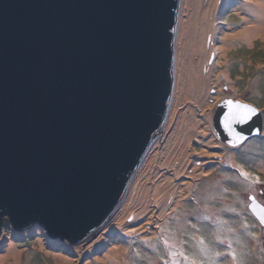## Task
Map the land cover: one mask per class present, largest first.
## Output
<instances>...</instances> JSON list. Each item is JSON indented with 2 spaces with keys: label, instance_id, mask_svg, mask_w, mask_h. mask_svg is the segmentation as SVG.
<instances>
[{
  "label": "water",
  "instance_id": "1",
  "mask_svg": "<svg viewBox=\"0 0 264 264\" xmlns=\"http://www.w3.org/2000/svg\"><path fill=\"white\" fill-rule=\"evenodd\" d=\"M181 4L0 0V227L6 215L16 230L37 222L76 245L123 206L164 133ZM229 102L257 114L230 131ZM214 128L239 146L262 135L263 113L226 100Z\"/></svg>",
  "mask_w": 264,
  "mask_h": 264
},
{
  "label": "rangeland",
  "instance_id": "2",
  "mask_svg": "<svg viewBox=\"0 0 264 264\" xmlns=\"http://www.w3.org/2000/svg\"><path fill=\"white\" fill-rule=\"evenodd\" d=\"M238 2L182 0L164 133L146 152L123 206L97 237L71 245L52 239L37 222L16 230L6 215L0 227V264L10 258L11 247L21 253L20 264H113L120 259L123 264H264V227L249 210L251 197L264 206V130L230 146L214 128L216 110L226 100L252 104L264 117V31L250 41L237 35L247 20ZM202 23L210 30L201 38L199 30L206 29ZM194 34L204 40L195 69L199 88L184 98L191 60L188 41ZM227 36L238 37L224 45ZM181 133L183 141L177 139ZM172 151L168 167L164 164ZM141 196L151 202L138 215ZM123 242L124 257L105 258Z\"/></svg>",
  "mask_w": 264,
  "mask_h": 264
},
{
  "label": "bare ground",
  "instance_id": "3",
  "mask_svg": "<svg viewBox=\"0 0 264 264\" xmlns=\"http://www.w3.org/2000/svg\"><path fill=\"white\" fill-rule=\"evenodd\" d=\"M221 8L225 9L222 6H221ZM237 9H239L241 12H243V15L247 17V20L244 23V25H246V27L245 28L243 27V29L237 34L239 37H245L247 41H250L255 36V34L261 32V31H264V0H245V1L244 0H239V2L237 4ZM251 25H253V26H251ZM203 26L206 29H204L202 32H200V30H199V35L201 36V38L204 37V35L207 33L208 30H210V26H205L204 23H202V25L200 27H203ZM195 36H198V35L194 34L191 37V39H189V41H188V45H189V48H190L189 49V53H190V56H191V60H190L189 66H188V68H189L188 69V72H189L188 73L189 84H188V89H184V91H185L183 93V97L184 98L185 97L190 98L191 97V93H193V88H199V80L196 79V74H195V73H197V70H195V69L198 68L197 56L199 55V49H201L202 42H204V40H202V42H199L198 38H196ZM237 37L236 36H227V37H225L223 39L224 45H228V43L233 42V40L235 38H237ZM222 52H224V51H222ZM194 56H196V57L194 58ZM186 79H187V76L186 77L184 76V82L186 81ZM177 80L179 82L181 80V78L179 77V79H177ZM189 92H191V93H189ZM186 125H188V123ZM180 135L181 136H179V137L177 136V139L183 141L184 140L183 134L181 133ZM180 137H181V139H180ZM173 151L169 152V155H168V152H167L169 160L164 165H166L168 167L172 164V161H173V158H172ZM185 158H188L187 155L184 158H182V159H185ZM187 160H185V163L187 162ZM180 171L178 172L179 174L181 173ZM166 185L167 186L165 187V189L168 188V192L170 193L172 191V189L169 187V181H168V183ZM180 187H184V185H181ZM162 188L163 187H159V189H162ZM155 195H157V192H156ZM170 196L171 195L169 194V198H170ZM138 202L141 204V206L143 208V210L138 215H142V214L146 213L145 211H147L148 204L151 201L148 198V196L147 197H142L141 196L138 199ZM147 214L148 215H146V219H145L146 221L148 219H150V218H148L149 212H147ZM137 216H136V218H137ZM125 244H127V242L126 243L123 242V245L121 247H119V248H115V250H113V249L109 250L107 252L105 258L108 259L110 257H113V258L124 257L123 251L125 250L124 249ZM20 254L21 253L20 252L18 253V250L16 248L11 247L8 250V255H9L10 258H8V259L7 258H5V259L2 258L1 261H2V263H5V264H8L9 262H11L9 264H20V262H21L20 261V258H21ZM113 261H114L113 264H123L121 259L118 262H115V260H113ZM69 264H70V261H69Z\"/></svg>",
  "mask_w": 264,
  "mask_h": 264
},
{
  "label": "snow or ice",
  "instance_id": "4",
  "mask_svg": "<svg viewBox=\"0 0 264 264\" xmlns=\"http://www.w3.org/2000/svg\"><path fill=\"white\" fill-rule=\"evenodd\" d=\"M229 107L230 111L224 116V126L230 131L232 130L231 125L233 122L240 123L247 121L257 114V110L248 105H242L239 103L232 105L231 102H229ZM237 136H239V134H237Z\"/></svg>",
  "mask_w": 264,
  "mask_h": 264
}]
</instances>
